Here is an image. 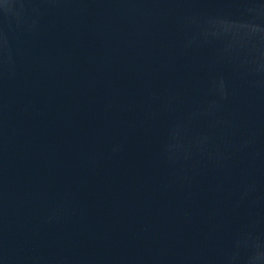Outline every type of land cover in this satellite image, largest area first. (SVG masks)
Masks as SVG:
<instances>
[{
    "label": "water",
    "instance_id": "1",
    "mask_svg": "<svg viewBox=\"0 0 264 264\" xmlns=\"http://www.w3.org/2000/svg\"><path fill=\"white\" fill-rule=\"evenodd\" d=\"M0 264H264V0H0Z\"/></svg>",
    "mask_w": 264,
    "mask_h": 264
}]
</instances>
